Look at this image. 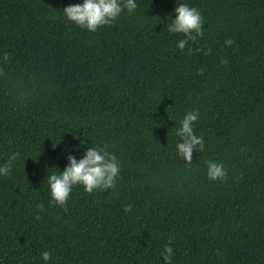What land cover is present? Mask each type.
<instances>
[{
  "label": "trees",
  "instance_id": "16d2710c",
  "mask_svg": "<svg viewBox=\"0 0 264 264\" xmlns=\"http://www.w3.org/2000/svg\"><path fill=\"white\" fill-rule=\"evenodd\" d=\"M79 2L0 0V164L21 154L0 177V264H164L165 245L172 264H264V0H178L204 18L183 50L177 0L91 33L62 13ZM192 110L204 147L186 162L175 127ZM81 140L117 157L115 186L50 204L46 175Z\"/></svg>",
  "mask_w": 264,
  "mask_h": 264
},
{
  "label": "clouds",
  "instance_id": "9594fccd",
  "mask_svg": "<svg viewBox=\"0 0 264 264\" xmlns=\"http://www.w3.org/2000/svg\"><path fill=\"white\" fill-rule=\"evenodd\" d=\"M137 8L136 0H80L79 3L66 6L62 13L64 17L88 32H95L98 27L110 25L123 11L129 14ZM170 23L166 29L169 34H183L178 39L176 47L183 50L189 41H195L202 35L204 18L201 11L188 3L176 2L174 16H168ZM231 40L225 41L230 45ZM7 57L5 56V59ZM199 118L198 110L186 112L181 119L176 121L175 135L179 141L175 144V150L179 157L186 162L192 161L193 150L203 149L204 140L202 136L194 133V124ZM85 150L77 159L74 155H67V164L64 170L52 171L46 175V182L50 193V204L66 207L70 193L75 186H82L84 191L92 193L96 190H107L115 186L120 170L117 157L108 151L107 147L93 145L87 147L84 140L80 141ZM21 159L19 152H12L7 160L0 164V177L9 176L12 173L14 163ZM206 175L209 180H223L227 170L220 161L208 160L205 162ZM56 168V167H52ZM40 207H43L42 205ZM132 205L124 208L130 212ZM164 264H172L173 248L165 245L161 252ZM40 258L45 264L51 260V253L43 251Z\"/></svg>",
  "mask_w": 264,
  "mask_h": 264
}]
</instances>
